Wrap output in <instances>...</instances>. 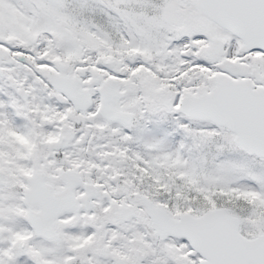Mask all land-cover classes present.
Listing matches in <instances>:
<instances>
[{"label": "snow or ice", "instance_id": "1", "mask_svg": "<svg viewBox=\"0 0 264 264\" xmlns=\"http://www.w3.org/2000/svg\"><path fill=\"white\" fill-rule=\"evenodd\" d=\"M0 264H264V0H0Z\"/></svg>", "mask_w": 264, "mask_h": 264}]
</instances>
